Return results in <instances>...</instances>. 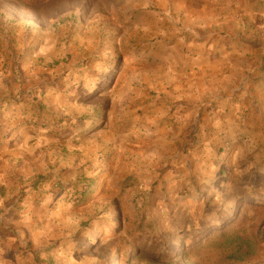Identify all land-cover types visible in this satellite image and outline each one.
Wrapping results in <instances>:
<instances>
[{
    "label": "rangeland",
    "instance_id": "obj_1",
    "mask_svg": "<svg viewBox=\"0 0 264 264\" xmlns=\"http://www.w3.org/2000/svg\"><path fill=\"white\" fill-rule=\"evenodd\" d=\"M263 39L264 0H0V264H264Z\"/></svg>",
    "mask_w": 264,
    "mask_h": 264
},
{
    "label": "trees",
    "instance_id": "obj_2",
    "mask_svg": "<svg viewBox=\"0 0 264 264\" xmlns=\"http://www.w3.org/2000/svg\"><path fill=\"white\" fill-rule=\"evenodd\" d=\"M43 0H32V2H41ZM255 194H257V191H255L254 193H251L247 196H254ZM228 231V228L226 227H220L219 230H217L216 232L210 234V236L208 237V239H205L202 243L201 246H198L196 249H200L201 247H204L206 245L212 247V248H217V249H226L227 247L231 246L234 242H239L238 243V248L240 250V248H242V246L244 245V243L239 240L236 239L237 237L234 238H230L228 239L226 233ZM194 249V250H196ZM191 250V249H190Z\"/></svg>",
    "mask_w": 264,
    "mask_h": 264
},
{
    "label": "crops",
    "instance_id": "obj_3",
    "mask_svg": "<svg viewBox=\"0 0 264 264\" xmlns=\"http://www.w3.org/2000/svg\"><path fill=\"white\" fill-rule=\"evenodd\" d=\"M227 40V39H226ZM231 42V41H230ZM244 42V41H243ZM229 43V42H228ZM232 43V42H231ZM230 44H228V46H229ZM253 46V47H255V46H257L258 47V49H260V47H261V53H260V55H259V59H261L262 57H264V39L262 40V43L261 42H259V43H257L256 45H254V43H252V42H249V44H248V46ZM250 46V47H251Z\"/></svg>",
    "mask_w": 264,
    "mask_h": 264
}]
</instances>
